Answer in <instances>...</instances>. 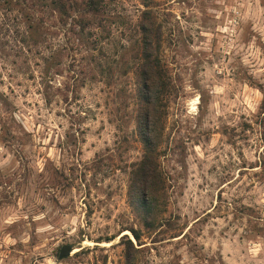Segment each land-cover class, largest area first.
Returning <instances> with one entry per match:
<instances>
[{
    "label": "rangeland",
    "instance_id": "rangeland-1",
    "mask_svg": "<svg viewBox=\"0 0 264 264\" xmlns=\"http://www.w3.org/2000/svg\"><path fill=\"white\" fill-rule=\"evenodd\" d=\"M5 1L0 264H264V0L149 4L153 48L175 88L159 148L165 203L153 232L128 203L129 174L142 157L133 69L122 76L114 65L109 86L90 60L102 47L131 67L147 9L107 0L100 19L114 21L86 30L98 45L92 52L72 18L64 24L31 0ZM27 15L40 45L27 39ZM130 228L141 232L142 250L128 259L121 237L133 240ZM65 246L72 251L60 259Z\"/></svg>",
    "mask_w": 264,
    "mask_h": 264
},
{
    "label": "trees",
    "instance_id": "trees-1",
    "mask_svg": "<svg viewBox=\"0 0 264 264\" xmlns=\"http://www.w3.org/2000/svg\"><path fill=\"white\" fill-rule=\"evenodd\" d=\"M32 5L38 11H50L56 13L60 22L66 24V20L72 18L71 28H78L77 38L82 44H86L89 50L95 52L98 45L95 41H90L93 33L86 31L88 28L98 25L100 30L104 29L109 18L100 19L108 9L107 0H31ZM145 11L142 13L143 23L140 27V51L133 55V64L126 67L123 64L122 56H106L102 54L100 47V56L90 55L91 62L99 70L100 81L111 86L114 83V65H121V75L126 76L128 68L133 69L136 79L135 101V134L137 140L142 146V157L133 169L130 171L128 183V203L132 210L139 217L144 230L153 232L158 225V216L163 212L165 200V179L159 165V148L162 143L164 119L167 115V106L175 88L163 65L161 58L154 50L155 45H159L158 29L152 22L149 4L152 0H140ZM19 2V1H18ZM25 2V0L23 1ZM6 5H11L13 0H6ZM22 7V2L18 3ZM75 15V17L73 16ZM66 21V22H65ZM26 35L32 45L42 43V34L38 30V23L29 15L26 16ZM105 31V30H104ZM109 32V31H107ZM55 57H52L54 59ZM50 60H46L49 67ZM94 78V76H93ZM162 211V212H161ZM135 241L124 235L121 237L126 249V258L130 259V253H136L142 250L136 246H142L141 232L133 228L127 229ZM112 240V239H111ZM109 240V241H111ZM72 251L71 246L61 247L58 257L60 259L67 257V251ZM128 253V254H127ZM130 254V255H129Z\"/></svg>",
    "mask_w": 264,
    "mask_h": 264
},
{
    "label": "water",
    "instance_id": "water-1",
    "mask_svg": "<svg viewBox=\"0 0 264 264\" xmlns=\"http://www.w3.org/2000/svg\"><path fill=\"white\" fill-rule=\"evenodd\" d=\"M69 253H70V251L68 250V251L66 252V255H69Z\"/></svg>",
    "mask_w": 264,
    "mask_h": 264
}]
</instances>
